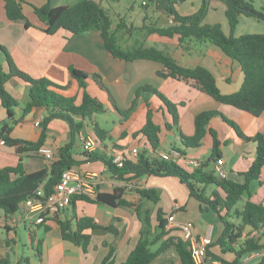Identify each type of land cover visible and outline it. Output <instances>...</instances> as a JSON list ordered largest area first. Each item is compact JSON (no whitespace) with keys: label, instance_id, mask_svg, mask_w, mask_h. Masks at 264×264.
Wrapping results in <instances>:
<instances>
[{"label":"trees","instance_id":"1","mask_svg":"<svg viewBox=\"0 0 264 264\" xmlns=\"http://www.w3.org/2000/svg\"><path fill=\"white\" fill-rule=\"evenodd\" d=\"M4 1L9 20L23 21L27 28L32 23L24 13V5L29 4L46 24L44 31L47 34H54L60 29L65 30L67 34L97 30L103 38L104 47L114 57L126 61L151 60L157 62L161 65L157 73L163 78L170 77L184 82L206 94L215 102L234 106L254 116L264 113V33L235 35L242 16L264 22V8H257L254 0H221L225 5V16L230 29L228 34L220 23L205 22L210 0H203L195 12L187 15L181 14L177 9V4L186 0H167L165 13L172 17V23L158 26L157 22H148V18H145L141 26L149 34L157 33L165 37L178 36L181 43L186 39L208 41L220 48L225 55L239 64L244 73L241 87L232 93H223L217 85L214 74L202 65L183 66L167 51L155 46H145L139 42L128 48L121 47L118 33L126 27V19L121 17L116 23V19L103 6L102 1L79 0L73 4L57 6H52L50 0L43 5H35L26 0ZM154 1L141 0L140 5L146 9V16L150 14L147 8ZM133 29L135 27L131 25L129 30ZM0 52L5 56V61L0 63V106L6 108L10 118L9 122H2L0 125V139H3L5 144L18 145V151L21 153L32 152L34 155L38 154L39 148L44 146L46 130L52 120L65 121L72 135V141L58 149V158L50 165L47 163L41 170L26 172L22 162L15 166L0 168V211H3L7 217L14 215L26 199L33 197L42 182H45V192L49 194L54 190L66 169L76 168L85 162L102 161L113 178L126 183L145 176H173L179 179L189 195L214 211L222 224L220 236L208 244L207 257L220 260L223 264H238L254 252H264L262 234L258 235V232L264 229V203L253 201L250 190V183L253 180L261 182L260 177L264 167V134L262 132L249 136L235 120L229 118L221 110L208 108L195 114L194 133L185 134L180 128L178 104L153 85L145 84L136 90L135 98L128 108L122 109L116 104L115 108L123 117L121 122L125 123L138 109L140 99L144 98L148 107L146 121L134 135L145 137L151 149L146 146L142 147L135 159L126 158L121 164L114 163L111 156L96 150H84L79 153L80 158H77L73 152V145L76 136L84 128L85 120L96 113L107 110L106 104L88 91L87 79L90 77L94 79L110 97L112 96L100 76L71 67V76L78 81L82 90L81 99L78 101L77 95L70 96L63 93L69 89V85L56 84L47 77H33L17 66L9 51L1 44ZM11 78H19L28 86L29 101L23 107L19 118L15 117V109L19 106V102L7 88V82ZM151 95H157L161 99L163 110L171 116V122L167 121L165 126L168 129L178 130L182 145L177 148L183 153H186L188 149L201 147L205 135L211 133L212 153L202 166L185 167L180 163L166 161L152 154L151 150L156 151L161 148L162 127L155 122L154 111L150 108L149 96ZM35 108H44L47 112L40 123L42 131L39 139L33 142L13 137L14 125L22 121ZM215 117L229 124L240 138L255 144V158L249 168L242 173L245 177L244 182L228 177L219 178L215 174L214 164L223 158L222 141L218 132L210 127V122ZM93 130L97 142L104 143L106 139L111 138L110 132L101 127L98 122L93 124ZM126 135L127 132L123 131L121 139ZM125 189V187L117 186L112 191H99L95 199L87 195H74L70 204L74 210L73 215L57 218L63 239L87 250L93 230L102 229L118 233L114 224L101 225L94 217L79 215L75 212L78 200L105 203L110 206L122 205L135 210L142 227L136 246L127 259L119 264H151L172 247L177 251L181 264H197L189 248V242L183 238L180 229L166 228L168 212L162 206H158L156 218L153 219V210L145 208L141 202L142 199H146L157 206L161 199V192L155 188H138L137 191L141 198L128 200L123 196ZM244 197H247V200L240 205ZM214 247H219L220 252L213 251ZM112 253L113 250L101 264H116ZM227 253L234 255L232 261L224 258ZM1 264H11V262L2 258ZM255 264H264V255Z\"/></svg>","mask_w":264,"mask_h":264},{"label":"crops","instance_id":"2","mask_svg":"<svg viewBox=\"0 0 264 264\" xmlns=\"http://www.w3.org/2000/svg\"><path fill=\"white\" fill-rule=\"evenodd\" d=\"M26 1L35 5H43L48 0ZM77 1L79 0H50V4L57 6L73 4ZM95 1H102L103 4V0ZM202 1L186 0L177 4V9L183 15L191 14L201 6ZM254 4L255 6L259 4L260 7L256 6L257 8H264V0H254ZM166 5L167 0H164L162 9L158 10V5L152 2L151 6L147 8V12L150 14L146 16L145 12L143 13L142 24L145 18H148V22H157L158 26H166L172 23L170 20L171 16L165 13ZM135 7L136 5L133 3L128 8L132 10ZM210 8L211 6L209 7V11ZM143 10L145 11L146 9L143 8ZM155 11H159L157 16L154 15ZM24 13L32 23L28 28L25 27L23 21L15 22L9 20L6 14L5 1L0 0V44L6 47L17 66L33 77H47L56 84L62 86L69 85V89L63 91L64 94L70 96L77 95L78 101L81 99L82 90L79 83L71 76L70 69L74 67L89 74L100 76L112 96L110 97L107 91L104 92L100 88L105 94L102 99H99L107 106L112 100L114 108L115 104L119 105V108H128L135 98L136 90L140 86L145 84L153 85L178 104L180 128L185 134L192 135L194 133L195 114L208 108H218L221 110L229 118L235 120L249 136H254L258 132L264 134V113L260 116H254L234 106L215 102L206 94L184 82L170 77L163 78L157 73L161 69V65L157 62L151 60L126 61L114 57L104 47L103 38L97 30L67 34L65 30L60 29L54 34H47L44 31L46 24L29 4L24 5ZM221 13H223V18L215 23H220L223 27L225 22L224 3ZM242 21L243 17L240 19V24ZM142 41L147 42L145 46H155L172 54L183 66L202 65L208 68L216 77L218 86L219 80L223 81L224 87L219 86L223 93L235 92L243 83L244 73L239 64L229 56H225L223 52V54L216 52L211 46L213 44L208 41L186 39L181 43L178 36L165 37L157 33L149 34L148 32L146 38ZM211 50L214 53H211ZM4 61L5 56L0 52V63ZM234 78L237 79L235 84H233ZM87 81L89 83L87 87L88 91L91 85H98L91 77ZM7 88L19 102V106L15 109V117L19 118L23 107L29 101L28 86L19 78H11L7 82ZM149 102L150 108L154 111L155 122L162 127L160 133L161 148L159 150L181 146V135L178 130L175 128L168 129L165 126L167 121L171 122V116L167 111L163 110L161 99L157 95H151L149 96ZM147 109L148 107L144 98H141L138 109L125 123H122L123 117L115 108L117 120H114L113 127L108 129L111 138L106 139L104 143L97 142L98 148L96 151L105 153L109 157H112L114 153H124L127 155V158H134L130 154L132 148L139 147L141 149L146 146L151 149L146 143L145 137L134 135L145 123ZM46 114L47 112L44 108L33 109L22 121L14 125L12 136L23 140L37 141L42 128L40 124L37 125L36 123H41ZM97 116L98 113L88 118V120L86 119L83 130L75 138L73 152L77 158H80L79 153L84 151L82 146L83 137H91L96 140L93 124L98 122L95 119ZM6 121H10L7 110L5 107L0 106V125ZM210 127L218 132L219 138L222 141V161L228 171V178L244 182L245 177L242 173L249 168L255 158V144L240 138L234 129L219 117L211 120ZM123 131H126L127 135L121 139ZM212 140L211 133H207L202 146L196 149H188L186 154L193 158L207 160L212 153ZM71 141V131L65 121L54 119L48 124L44 146L58 151L61 146ZM151 151L153 155L157 156L158 150ZM19 162H22L26 172L41 170L47 164V161L36 153L33 155L32 152H19L18 145L0 144V168L15 166ZM76 168L82 172L94 174L99 182L100 191H112L117 186L125 187L123 196L128 200L141 198L137 191L138 188H155L161 192V199L157 206L156 204L151 205L152 201L150 202L146 199H142L141 201L145 208L153 210V219L156 218L158 206H162L166 212H169L172 209L173 203H179L182 207L176 215L179 222H193L196 234L198 236L209 235L210 243L220 236L222 224L218 215L208 206L191 197L186 187L176 177L145 176L126 183L113 178L108 167L102 161L85 162L76 166ZM260 180L261 182L255 181L250 185L251 199L255 202L264 203V167ZM246 200L247 197H244L243 203ZM147 203H150V205L146 206L145 204ZM73 211L71 206H69L46 224H23L18 227H11L9 224H6L4 222L5 213L0 211V264L2 258L8 259L11 264H101L111 250H113L112 258L116 264L127 259L140 238L142 227V223L132 207L122 205L110 206L105 203L78 200L75 212L79 215H90L99 224H114L118 229L117 234L102 229L93 230L87 250H83L82 247L62 237L57 218L70 217L73 215ZM20 229L30 232L35 263L29 256L18 255L16 253L15 249L19 242L18 232ZM258 235L262 236V242H264V229L258 232ZM212 250L220 252L219 247H214ZM263 255L264 252L252 253L243 258L238 264H255ZM224 258L232 261L234 255L227 253L224 255ZM215 261L216 259L207 257L205 264H215ZM151 264H181V262L177 251L172 247L157 257Z\"/></svg>","mask_w":264,"mask_h":264},{"label":"built area","instance_id":"3","mask_svg":"<svg viewBox=\"0 0 264 264\" xmlns=\"http://www.w3.org/2000/svg\"><path fill=\"white\" fill-rule=\"evenodd\" d=\"M170 20L172 22V17ZM36 124L39 125L40 122ZM82 142L83 149L86 151H95L98 148L97 141L91 137H83ZM0 144L4 145L5 141L0 139ZM138 152L139 147H134L130 154L136 158ZM37 153L43 156L49 165L58 158V151L48 146H42ZM157 157L192 168L200 167L204 162L202 159L188 156L177 147L158 150ZM112 158L114 163L121 164L123 160L127 158V155L124 153H114L112 154ZM214 171L219 178L228 177V171L224 167L222 160L214 164ZM99 191V182L94 174L82 172L77 168H68L63 172L60 181L55 185L52 192L46 194L45 182H42L37 188L34 196L26 199L21 208L14 215L9 217L6 215L4 216V222L11 227H18L23 224H46L55 218L62 210L70 206L74 195H87L95 199ZM180 210L181 205L179 203H173L172 209L167 213L166 228L180 229L183 238L189 242V248L192 252L194 261L197 264H205L210 236H198L195 232L194 223L191 221L179 222L176 215ZM215 264L223 263L220 260H216Z\"/></svg>","mask_w":264,"mask_h":264},{"label":"rangeland","instance_id":"4","mask_svg":"<svg viewBox=\"0 0 264 264\" xmlns=\"http://www.w3.org/2000/svg\"><path fill=\"white\" fill-rule=\"evenodd\" d=\"M135 3L136 7L132 10H130L128 7L130 4ZM156 5H158V10L162 9L164 5V0H156L154 1ZM141 0H103V6L106 7L109 10V13L116 19V23L118 22V16H124L126 19V27L119 30L120 40L119 43L121 47L128 48L131 47L133 44L136 43H143V45H147L146 41H142L146 38L147 31L146 29L141 28L142 26V16L145 12L143 10V7H141ZM210 11L208 16L205 19V22L209 23H215L219 22L221 18H223L222 12V6L223 3L221 0H210ZM257 7H260L259 4H256ZM159 11H155L154 15L157 16ZM243 21L241 24L237 27L236 35H239L241 33H264V22L257 21L253 18H249L246 16H242ZM225 22L223 24V28L225 32L228 34L229 31V25L226 21V17L224 16ZM134 26L135 29L132 31L129 30L130 26ZM131 44V45H130ZM210 44V43H208ZM216 52H221V49L211 45ZM211 53H214V51L211 50ZM226 56V55H225ZM237 82V79L234 78L233 84ZM220 87H224L223 81L219 80L218 82ZM89 85V83H88ZM99 85L93 84L89 87L90 93H92L93 96H97L98 98L102 99L103 95L106 92L101 91V87ZM101 88V89H100ZM103 90V89H102ZM119 106V105H118ZM106 107L109 109L106 112H100L98 113V116L95 118L98 123L103 127L108 129H111L114 125V120H117V115L115 113V108L113 106V101L111 100ZM125 109V108H122ZM88 120V119H87ZM186 167V166H185ZM257 180H253L255 182ZM149 201V200H148ZM151 202V201H150ZM154 204L151 202V205ZM243 204V200L240 202V205ZM146 206H149L150 203L145 204ZM37 229V228H36ZM38 230V229H37ZM19 235V242L16 245V253L18 255L23 256H29L32 261L35 263V256L34 251L31 245V236L30 232L20 229L18 232Z\"/></svg>","mask_w":264,"mask_h":264}]
</instances>
